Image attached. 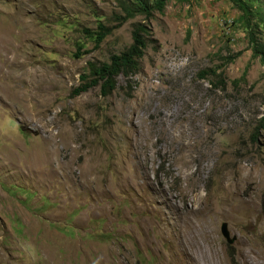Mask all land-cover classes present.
I'll return each mask as SVG.
<instances>
[{
  "label": "rangeland",
  "instance_id": "1",
  "mask_svg": "<svg viewBox=\"0 0 264 264\" xmlns=\"http://www.w3.org/2000/svg\"><path fill=\"white\" fill-rule=\"evenodd\" d=\"M117 12L0 0V264H264V28L233 0H169L95 48L83 30ZM144 22L130 80L72 93Z\"/></svg>",
  "mask_w": 264,
  "mask_h": 264
},
{
  "label": "trees",
  "instance_id": "2",
  "mask_svg": "<svg viewBox=\"0 0 264 264\" xmlns=\"http://www.w3.org/2000/svg\"><path fill=\"white\" fill-rule=\"evenodd\" d=\"M118 8V12L114 13L111 19L116 22V25L106 26L99 23L96 30L91 31L84 29L85 35L92 39L95 43V48L102 43V41L114 30L125 24L127 21L132 20L138 16L144 18V21H148L151 18L154 11L162 12L164 6L169 0H115ZM182 1V0H177ZM237 4L238 9L241 11V20L245 21L247 25L252 18L256 19V26L261 25L264 28V13L259 8L254 7L253 0H233ZM135 23L132 26L131 32V44L127 49L119 54L112 55L108 63H100L96 65L94 63H88V75H82L80 77L84 84L72 93H80L86 91L90 87L99 86L100 95L102 97H108L115 91L117 78L122 76L126 81L130 80L140 68V60L144 55V51L147 45V37L149 34L148 24ZM248 42L252 49V57H259L260 61L264 63V45L257 42L251 29L249 31ZM82 47L77 46L75 57H79ZM88 53V52H84ZM233 60V58H231ZM211 72L215 75L214 71ZM206 75V71L201 74L202 77ZM90 79V80H89ZM89 81V82H88Z\"/></svg>",
  "mask_w": 264,
  "mask_h": 264
},
{
  "label": "water",
  "instance_id": "3",
  "mask_svg": "<svg viewBox=\"0 0 264 264\" xmlns=\"http://www.w3.org/2000/svg\"><path fill=\"white\" fill-rule=\"evenodd\" d=\"M220 233L221 235L224 237V239L226 240V242L230 245H232L235 242V237H230L229 231L227 229V224L226 223H222L220 226Z\"/></svg>",
  "mask_w": 264,
  "mask_h": 264
}]
</instances>
